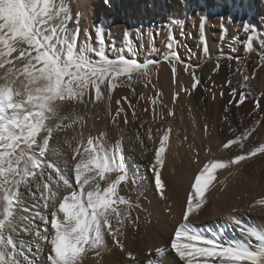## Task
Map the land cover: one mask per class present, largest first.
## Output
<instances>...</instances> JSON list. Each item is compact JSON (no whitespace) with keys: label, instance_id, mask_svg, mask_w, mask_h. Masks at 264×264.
<instances>
[{"label":"snow or ice","instance_id":"snow-or-ice-1","mask_svg":"<svg viewBox=\"0 0 264 264\" xmlns=\"http://www.w3.org/2000/svg\"><path fill=\"white\" fill-rule=\"evenodd\" d=\"M227 19L234 23L231 16ZM220 20L223 38L227 26L223 16ZM73 22L74 27L70 26ZM206 22L207 16H202L199 32L201 42L205 43L204 54L208 56ZM182 23L173 18L168 24L150 26L148 35L153 36V27L171 30ZM94 27L96 45L92 46L86 40L80 47L79 15L74 21L69 0H0V264H83L88 251L107 248L109 236L123 250L118 236L123 235L131 204L119 194L120 186L132 183L142 188V178L129 170L121 141L109 144L105 132L98 137L88 135L85 140L84 116L77 114L75 108L106 101L111 114L112 92L124 86L121 78L131 82L133 74L148 76L150 66L159 61L140 62L136 58L137 50L128 37L133 30L138 38L141 37L143 25L125 28L123 47L116 50L112 46L117 51L114 58L108 55L105 22H98ZM243 30L250 33L246 37V51L251 53L255 28L249 22H243ZM261 39V45L255 50L259 53L260 63L264 64V37ZM168 47L173 48L171 32ZM125 48L128 56L124 54ZM164 59L175 62L179 56L172 51L166 53ZM232 59L239 61L241 57H229ZM216 67L219 69V63ZM185 71H188L187 64ZM172 72L175 80V67ZM192 78V89L195 90L200 81L194 73ZM247 79L248 76H244V80ZM232 95H236L235 89ZM173 99L175 101V96ZM244 101L245 95L240 93L236 107ZM115 103L120 105L121 101ZM152 103L155 105L157 101L152 99ZM122 113L125 109L118 108L113 121ZM172 114L168 112V115ZM132 116L136 119L135 111ZM124 123H128L126 113ZM76 124L81 125L79 139L73 136L66 141L70 155L61 164L53 157L62 153L50 142L54 134L72 129ZM254 131L255 126L236 134L223 144V148L231 149L235 145L236 149H244L243 141ZM169 132L170 127L163 132L151 165L158 191L164 187L160 168L164 164ZM151 133L149 128V140ZM233 152V157L226 161L203 164L195 175L182 220L174 228L170 243V249L184 264H264V229L246 224L232 214L216 226L190 220L191 215L208 203L205 194L217 179V170L264 153V143L247 152H236L235 149ZM219 183L222 185L224 181ZM28 197L34 201L33 208L43 207L48 211L37 210L34 214L24 215L29 211L25 207ZM256 205L264 206V198L257 200ZM232 211L236 212V209ZM36 219L43 222V232L35 225ZM229 229L239 232L242 238L229 236ZM21 233L33 236V239H17ZM40 241L46 242L48 247ZM33 245L35 251H32ZM165 251L164 248L157 249V255L162 256ZM96 254L99 255V251ZM42 255L46 258L42 259Z\"/></svg>","mask_w":264,"mask_h":264},{"label":"bare ground","instance_id":"bare-ground-1","mask_svg":"<svg viewBox=\"0 0 264 264\" xmlns=\"http://www.w3.org/2000/svg\"><path fill=\"white\" fill-rule=\"evenodd\" d=\"M100 1L101 0H94V1L93 0H79V1L78 0H69V6L71 9V12L73 10L74 11L76 10L78 13V10L83 9V11L85 13L86 12L88 13V12H91V10H93V8H94L93 6H98V3ZM113 1H117V4H118V10H117L116 17H115V23H116V26L118 29H122V28H124V29L125 28L135 29L136 27H139L141 25L144 26L143 28H141V32L143 33V35H142V37H139V39H138L139 41L136 40V37L138 38L136 31L131 32V33L135 32V34H136V36L133 39V45L135 46V49L137 50V53H138L136 58L139 57L138 58L139 60L141 58V59H144V61L149 60V59H156L159 62L150 66L148 76H144L142 73H137L136 75H133V79L131 82H128L126 78H121L124 86L118 87L117 89L113 90V92H112L111 114H109V106H108V103L106 101L103 103L95 104V105H93L91 103H89L87 106L78 105L75 108V112L77 114L84 116V121L82 122L84 126H83L82 130L84 133L85 140H86L87 136L91 135L92 133H96L94 137H98L101 132H105L107 134L106 140L109 144L114 145L118 140L121 141V144L124 143L122 145V150L128 154V157L132 160L133 167H135L134 170H131V168L129 167V170L133 173L134 176H135V174H137L136 177L142 178L141 183L143 185L142 188L139 185H134L132 183H122L120 186L119 194L122 197H124L127 201H129L131 204V208L129 210V217L127 220H125L124 227L122 229L123 235L118 236L120 243L123 244V250H121V248L119 247L118 244H115L112 242V240H111L112 238L110 239V237H107L106 238L107 245H108L107 248L104 250L88 251L85 258H84L83 264H120L121 263L120 260H122V259L126 260V255L128 254L127 256H129V253L132 254L131 257L129 256L130 260H132V261H130L129 259H127L128 261L124 260L125 264H156V261H159V264H183L182 263L183 261H181L178 257H176V255L172 254V252L170 251V243H171L170 238H174V234H173L174 228L176 226H178V223L182 220V213L184 210L183 209L184 206L179 205L180 203H178V202L181 201V198L184 200V198L182 197L181 194H183V196L186 195L188 188L183 187L184 189H181V188L177 189L179 191H177L178 193L175 191L176 192V194H175V192L172 191L175 188H173V189L169 188L170 186L168 187L169 184L166 182L167 178H169L166 174V171H164V173H162L163 176L161 177V181L164 184V187L161 191L157 190V192H156L152 186H148L150 184V182H148L149 183L148 185L146 184L147 183L146 179L143 178L144 177V176H142L143 172L141 171L142 166H143L142 161H144V160L141 156H139L140 153L138 154V152L143 151V153H144V151H147V147L149 146V144L153 145V143H152V141L146 140L145 143L142 144L141 141L138 142L137 140H134L136 137L134 135H133L134 136L133 138L129 137L130 139H128V138L126 139L124 137L125 135H122V133H123L122 127H124L122 124H123V120H124V115L126 113L127 119H128V125L131 128H134V124L136 122L135 121L136 119H133V116H132L133 111H135L136 114L140 115L139 121L144 126H146V125L149 126L150 121L147 119H152L153 117H155L156 123L158 120H160V122H161L162 119L164 120L165 116H167L168 113H165L163 110H161V108H156L155 109L156 115L154 116V107H153V105L150 104V103H152L153 97H156V95L158 93H162L164 95V97H166L168 99V103L170 102L169 105H171L173 103V101H171L172 96L174 97L177 93H179V95H177V96H179L180 98L179 99L177 98V103H178L177 105L180 106V103H181L182 99L184 98V95H182L181 92L187 86V85L184 86V84L189 83L192 85L193 81L186 79L187 76L185 77L184 73L187 71H185L184 66L180 67V64L176 63V61L172 62L169 60H167V61L162 60L163 56H165V54L167 53L168 48H169L168 47V42H169L168 39L170 36V31H171L169 28H167V27L160 28L161 30L163 29L162 30L163 33L161 32L160 36H159L161 41L160 42L158 41L160 43L159 49L161 52L156 53V51L154 52L153 50L150 52V51H148L150 48L146 49V44H147L145 42L146 30L150 26H153V25H165V24L170 23V22H168L169 18H168L167 12L162 11L160 13L158 11L157 6H156V4H161V3L163 4L164 0H147V3H148V10L147 11H145L143 9L142 5L144 2H142L141 0H127V4L125 6L126 8L125 7L123 8L124 0H109V3L112 4ZM185 1L186 0H179L178 4H174V2H172V0H171V5L173 6L171 13L175 16V19H179L182 21L184 20L183 19L184 18L183 12H184V10H187V7H188V3H186ZM207 1H208V4L212 5V9L214 10L215 13L212 15L211 26H209V24H207V23L205 24V41L208 42L210 47L212 46L213 49H214V47H215V49L221 48V46L223 45L222 47L227 50V52H225V53L229 54L230 57H235V56L242 57L243 56V58H244V60L243 59L239 60V61H241L240 63L238 61H236L235 59L229 60V64H231L233 69L227 70V69L223 68L219 72H216V73L214 72L216 74V78L218 79V81L225 83V85L227 83L232 82V85H233V86L231 85L229 89H225L226 87L224 88L223 86H217V87L215 86V89H214L215 93L217 92V93L221 94L223 91L226 92V90H227L229 92V94L232 95V90L235 89L236 95L235 96L232 95L235 99L239 97L240 93H243L245 96H248L249 97L248 99H251V97L253 98L254 96H256V99L258 100L257 104L260 105V107L256 106V110L258 111L257 114H259V113L264 114V64L260 63L259 53L255 50L256 48H258L261 45V43H262L261 38L264 37V0H225L224 4H222V0H207ZM181 4H183V6ZM189 4L191 7V10L189 12H191V11L194 12L193 17L191 16L193 20L194 19H195V21L198 19L200 20V18L202 16L207 15L208 12L206 11V0H189ZM128 5H129V7H128ZM159 7L162 8V5ZM132 8H135V13L132 12ZM161 8H160V10H161ZM90 15H92V14L90 13ZM86 16H87V14H86ZM221 16H223L225 18L224 24L227 26V31H226V33H224L223 38H222V28H221V20H220ZM229 16L232 17V21L234 23L228 22L227 18ZM210 17H211V14H210ZM243 22H249L255 28L254 50L253 51H256V52H254L252 54L246 51V47H247L246 37L248 35H250V33L244 32ZM183 23L177 24V26H182L181 28H183V25H184ZM72 24L70 26L74 27V24L73 25ZM93 32L95 33V35L93 37V42H96L97 33H96L95 28H93ZM162 37H164L165 39L163 40ZM196 37H198L199 40H197ZM196 37L193 38L194 39L193 41L190 40L191 42L189 43V46L194 47V48H198L199 45L197 42L200 41V33L199 32H198V36H196ZM222 41H224V44L222 43ZM136 42H138V43L136 44ZM110 43H112V42H110ZM163 43H165V46H162ZM92 45L94 46V44H92ZM200 47H201V45H200ZM194 48H193V50H194ZM126 50L127 49L125 48L124 52H126L128 54V52ZM147 52H149L150 54H147ZM158 54H160V56H157ZM158 57H159V59H158ZM250 57H251V59H250ZM253 58L256 60H254ZM14 63H19V62L14 61ZM178 64H179V66H178ZM225 64H226V61H225ZM173 67L176 68L175 80H174L173 72H172ZM236 69H238V70H236ZM214 73H213V75H215ZM248 73L250 74L251 78L244 80V76H247ZM206 75H207V73L205 71L203 73V77H205ZM222 84H220V85H222ZM142 85H143V87H142ZM191 85H189V86H191ZM242 85L244 88L242 87ZM134 89H136V92L139 91L138 95H140V93H141L140 91L144 90L142 92H144V95L146 97H148L150 100V103L147 106L148 109L136 107L137 105L135 102H137V100H135L134 98H136L137 95H134L135 94ZM199 91L202 92L201 89ZM130 92L132 94H130V96L127 95V98H128V101H130L129 103L132 106L129 107L127 100H126V102L124 101L123 103H125V104L122 107L125 109V113H122L120 117H117L115 122H114L112 117L115 115V112H116L117 107H118L117 104L115 103V101L116 100H120V101L125 100L124 98L123 99L120 98L122 96V93L123 94L125 93L124 95H126V93H130ZM219 94H217V96ZM227 97H229V96H227ZM129 98H130V100H129ZM172 106H173V104H172ZM149 107H153V108H149ZM169 110L172 111L171 109H169ZM256 110H254V111H256ZM193 111L194 110H192L191 112H193ZM187 112H189V111H187ZM191 112H189V113H191ZM183 113L181 115L179 114L180 124H181L182 128L189 130V129H187V121L189 123V121H190L189 119H191V124H192V127L194 128V132L195 133L198 132L200 134V125H202V124H199L201 122H200V120H197V118H196L197 116H195V114H194L195 112L191 113L192 115L190 118H187L186 114H183ZM211 114H212V111H211ZM257 114L256 115L254 114V116L252 115L253 118H251V121H252L253 125L254 124L260 125V122H259V124H256V121L258 120ZM139 115H138V117H139ZM188 116H190V115H188ZM208 117H210V112H209ZM169 118H172V122H171L172 125H170L171 129L174 127L173 128L174 130L172 129L173 130L172 134L169 135V137H171L170 142H171V144H173V146H176V144L174 142L176 139L180 138V136L178 134L180 131V126L178 127V124H175L173 122L174 121L173 114H172V117H169ZM206 119H207V117H206ZM201 121H202V119H201ZM203 122H204V120H203ZM205 122L207 123V121H205ZM206 126L204 125V127H206ZM188 128H189V126H188ZM207 128H209V127H207ZM207 128H206V130H207ZM206 130H204V133ZM70 131L72 132L71 135H70V133L67 134V130L54 134V139H53V141L50 142V144L53 148H58L59 151L62 153L59 156L53 157L54 159H58L61 164H64L68 160V155H70V153H69V150L67 148V145L58 143V141L63 140L62 139L63 137L66 140H70L73 136H77V140H78L79 139L78 133L81 131V125L80 124L74 125L73 128L70 129ZM201 131L203 132V130H201ZM233 133L234 132H232V134ZM223 135H224V137L226 136V137L230 138L229 131H226ZM259 138L257 135H254L253 141L255 143L259 144V142L261 141ZM59 142H61V141H59ZM72 142L75 144L77 141H72ZM146 142L148 145L147 147H145ZM148 142H150V143L148 144ZM232 147H234V146H232ZM150 148H151V146H150ZM231 149H233V148H231ZM235 149H236V147H235ZM180 157H181V155H180ZM174 166H175V164H174ZM227 172H225V173H227ZM248 172L252 176L256 175L255 171L252 172L251 169H249ZM250 175L246 174L245 176H243L242 179H244V181L243 180L242 181L243 182L250 181L252 179L250 177ZM172 179H174V178H172ZM149 181H151V180H149ZM170 183H172V181ZM174 186L177 187L178 185H174ZM171 187H172V185H171ZM130 188L133 189V193L129 192ZM138 193H140L143 196L141 197V195ZM33 203H34V201L32 200V198L28 197L26 204H25V207L28 208L29 211L33 210V207L31 205ZM135 204L139 205V209L135 208V206H136ZM138 205L136 207H138ZM37 210H39L42 213H46L48 211L47 209H44L43 207H41L39 209L34 208L35 212ZM202 210L200 209V211L198 213H194L193 215H191L190 220H195V222L197 224L213 225L212 223H213L214 219L212 218V216L208 213H205V215L203 216ZM29 211H28V213H23V214L29 215ZM31 214H34V213H31ZM34 223L37 226V228L41 232H43V227H44L43 222L40 221L39 219H36L34 221ZM131 223H134V226H131ZM166 226H168L167 231H165ZM48 227L50 228V225ZM136 227H138L137 228L138 233L137 232L135 233V231H134V230H136L135 229ZM259 228L264 229V225L259 227ZM13 235L15 236V234H13ZM16 238L17 239L22 238L24 240L30 241L33 239V236H29V235H25L24 233H21L20 236H18ZM40 242L44 243L45 246L48 247L46 242H44V241H40ZM161 248H164L166 251H168V253L165 257H163V256L158 257V255H157V249H161ZM32 251H35L34 245L32 246ZM97 251H99V253H100L99 255L96 254ZM129 257H127V258H129ZM41 258L42 259L46 258V255H42ZM129 262H133V263H129Z\"/></svg>","mask_w":264,"mask_h":264},{"label":"rangeland","instance_id":"rangeland-1","mask_svg":"<svg viewBox=\"0 0 264 264\" xmlns=\"http://www.w3.org/2000/svg\"><path fill=\"white\" fill-rule=\"evenodd\" d=\"M141 1L144 2L142 5L143 9L145 11H147L148 10L147 0H141ZM178 1L179 0H172V2H174V4H178L179 3ZM185 2L188 3V7H187V10H184V12H183V14H184L183 15V17H184L183 18L184 19L183 20V22H184L183 28H181L182 26H177V24H176L171 29L170 32L172 33L171 35L173 37V48L172 49L168 48L167 53H170L172 51L178 52L179 53L178 54L179 60L176 61V63H179L180 67H183V66L185 67V64L188 65V71L184 73L185 77L187 76L186 79L193 81L192 76L194 73L196 75V77L199 79L200 83L197 85L195 90L192 89L191 84H189V83L184 84V86L187 85L184 88L187 91H185L183 89V91L181 92L182 95H184V98L182 99L180 106L177 105L178 104L177 98L178 99L180 98L179 96H177V95H179V93H177L175 95V101L173 99V96L171 98V101H173V103L171 102L173 104V106H172V104L169 105L170 102L168 103V99L166 97H164V95L162 93H158L156 95V97H153V99H155L157 101V103L154 105V104L150 103L149 98L144 95V92H142L144 90L140 91L141 93H140V95H138L139 91L137 90L138 92H136V89H134L135 90L134 95H137L136 98H134L135 100H137V102H135L137 105L136 107L148 109L147 106L150 103L154 107V116L156 115V112H155L156 108H161V110H163L165 113H168L170 111L169 109H171L172 110L171 112L173 113V116H174L173 122L175 124H178V127L180 126V131L178 133L180 138L176 139L174 142L176 144V146H173V144H171V142H170L171 137H169L166 150L163 154L164 164L160 168V173H161V177H162L163 176L162 173H164V171H166V174L169 177V178H167V180L169 182L167 180H166V182L169 184L168 185V187L170 186L169 188H172V189L175 188L172 190L173 192L179 191L177 189H180V188L181 189H184L185 187L188 188L186 195L183 196V194H181L182 197L184 198V200L181 198V201H179V200H178L179 202L177 201L178 203H180L179 205L184 206L183 209L186 208V199H187L188 194L191 193V191H192L191 185L194 183L195 175L198 174L199 169L203 166V164L208 163L210 161H216V160L226 161V160L233 157V155H234L233 149H235L236 146L233 145L234 146V147H232L233 149H224L223 148L224 143H226L231 138H235L236 134L243 133L245 130L251 129L253 126H255V131L252 133L251 136H249L248 140L243 141L245 148L244 149H235L236 152H247V151H250L251 149L257 147L260 143H264V119H261V117H263L264 114H262V113L257 114L258 111L256 110V106H257L258 100L256 99V96H254L253 98L251 97V99H248L249 97L245 96V101L242 104H240L239 107H236V101L238 100V98L235 99L232 95L229 94V92L227 90H226V92L225 91L222 92V93H224L223 95L216 92L217 94H219L217 96V94L215 93V90H214L215 86L216 87L217 86H223L224 88L226 87L225 89H229L230 86L232 85V82L227 83L225 85V83L218 81V79L216 78V74H215L216 72L221 71L223 68H225L227 70L233 69L231 64H229L230 55L225 53V52H227V50L222 47L223 45L221 46V48L215 49V47H214V49H213V47L212 46L210 47L209 43L206 41L205 42H206L207 46H209L208 47L209 48L208 56H205V54H204L203 49L205 47V43L202 44L201 40L197 42L199 45L198 48H194V47L189 46V43L194 40L193 38L198 36L199 24H200L201 18H200V20L198 19L199 21L198 20L195 21V19L193 20L192 17H193L194 12L193 11L189 12L191 10L189 0L188 1L186 0ZM224 3H225V0H222V4H224ZM126 4H127V0H124L123 8L126 6ZM161 5H162V8L159 7ZM181 5L183 6V4H181ZM156 6H157L158 11L160 13L162 11L167 12L168 18H169L168 22H171V20L173 18H175V16L171 13L172 8H173V6L171 5V0H164L163 4L162 3L156 4ZM93 7L95 9L93 8V10H91V12H88V13L87 12L85 13L83 11V9L78 10V13L76 10L72 11L74 21H75V18L77 17V15H79L80 32H79V38H78V46L82 47L83 43L86 40L90 41V45H92V44L96 45V42H93V37L95 35V33L93 32V28H95L94 25H96L98 22H105L104 36L106 38L107 45H109L107 51H108V55L110 57L113 56L112 58H114L117 55V51L113 50L112 46H114V48L116 50H118L120 47H123V45L125 43V29L124 28L118 29L116 26V23H115V17H116V13L118 10L117 1H113L112 4H110V3L106 4L105 0H101L98 3V6H93ZM128 7H129V5H128ZM160 8H161V10H160ZM206 11L208 12L207 15H205V16H207V22L206 23L209 24V26H211L212 15L215 12L212 9V5L208 4L207 0H206ZM132 12L135 13V8H132ZM90 13L92 15H90ZM86 14H87V16H86ZM210 14H211V17H210ZM73 24L75 26L74 22H73ZM162 30L161 29L157 30V29H155V27H153V36H149L148 35V29L146 30L145 42L147 44L146 43L145 44H146V49L150 48L148 51L151 52L152 49H156V53L161 52L159 49L160 48L159 42L161 41L159 36H160L161 32L163 33ZM89 33H91V36H89ZM135 36H136V34L134 32V33H130V35L128 37V40L132 43V45H133V39ZM162 38H163V40L165 39L164 37H162ZM196 38H197V40H199L198 37H196ZM138 39L139 38L136 37V40H138ZM110 42H112V43H110ZM137 43L138 42H136V44ZM222 43L224 44V41H222ZM200 45L202 48L200 47ZM162 46H165V43H163ZM133 47L135 48L134 45H133ZM193 48H194V50H193ZM254 52H256V51L251 52V54ZM124 54L126 56L129 55L126 52H124ZM147 54H150V53L147 52ZM157 56H160V54H158ZM158 59H159V57H158ZM241 59L244 60L243 56L241 57ZM250 59H251V57H250ZM162 60L163 61L165 60L164 56H163ZM254 60H256V59H254ZM138 61L143 62L144 59L140 58V60L138 59ZM165 61H167V60H165ZM180 61H183V62H180ZM225 61H226V64H225ZM238 62L240 63L241 61H238ZM217 63H219V65H220L219 69H217V67H216ZM179 64H178V66H179ZM236 70H238V69H236ZM205 71H206L207 75L205 77H203V73ZM213 73L215 75H213ZM136 74H133V75H136ZM247 76H248V79L251 78L249 73L247 74ZM192 83H194V81ZM220 84H222V85H220ZM189 85H191V86H189ZM142 87H143V85H142ZM200 89L202 92L199 91ZM124 94L122 93V96L121 97L119 96V97L122 99L123 98L124 99L126 98V99L123 101L121 100L122 102L120 105H117L118 106L117 109L124 106V104H125V103H123L124 101L126 102V100H127L128 104L130 102V101H128L127 95L130 96V94H132V93L130 92V93H126V95H124ZM227 96H229V97H227ZM141 97H143V99H141ZM129 100H130V98H129ZM230 101H231V103H230ZM153 107H149V108H153ZM226 108H227V111H225ZM192 110H194L193 112H195L194 114H195V116H197L196 117L197 120H200L201 123H199V124H202V125H200V134L198 132H196V133L194 132V128L192 127V124H191V119H189L190 120L189 123L187 121V129H189V130L183 129L181 124H180L179 114L181 115L184 112L183 114H186L187 118H190L192 115L191 113H193V112H191ZM254 110H256V111H254ZM187 111H189L191 113H189ZM211 111H212V114H211ZM209 112H210V117H208ZM187 114L190 116H188ZM254 114L255 115L257 114V116H258L257 119L259 120L261 126L255 125V124L253 125L251 118H253ZM138 115L139 114H136L137 118L135 120L136 122L134 124V128H131L128 125V123L125 124L124 120H123L122 125L124 127H122L123 133L122 132L121 133H122V135H125L124 137L126 139L127 138L130 139L129 137L133 138L134 136H136L137 138L135 137L134 140H137L138 142L141 141L142 144L145 143L146 140L152 141L153 145L152 144L150 145L149 144L150 142H148L149 146L147 145V142H146L145 147L148 146L147 151H144V153H143V151H140V152H138V154L140 153L139 156H141L144 160V161H142V165H143L142 169H141V171L143 172L142 176H144L143 178L146 179V182H147L146 184L148 185L149 184L148 182H150V184L148 186H152L154 188V190L157 192V189L155 187V179L153 176V170L151 168V165L154 163L155 151L159 148V141H160L161 136L163 135V132L168 130L169 127L171 128L170 125H172V123H171L172 118H169V117H172V115L167 114V116H165L164 120L162 119L161 122H160V120H158L157 123L155 122V117H153L152 119H147L150 121L149 126H147V125L144 126L139 121L140 115H139V117H138ZM206 117L208 120L206 119ZM201 119H202V121H201ZM203 120H204V122H203ZM205 121H207V123ZM204 125L205 126L207 125V126L204 127ZM188 126H189V128H188ZM207 127H209L210 129ZM149 128H151V130H152V133H151L152 139L151 140L148 139V129ZM206 128H207V130H206ZM172 129H171V132H169L170 133L169 135L172 134V131L174 130V129L173 130ZM233 129H235V132L232 134ZM201 130H203V132ZM204 130H206L205 133H204ZM226 131H229L230 138H228L226 136L224 137L223 134ZM68 133H70V135H71L72 132L70 131V129H67V134ZM95 134L96 133H92L91 135L95 136ZM254 135H257L258 138L261 136L259 138L261 140L259 142V144L255 143L253 141ZM62 139L63 140H59L61 142L58 141V143L66 145L67 140L64 137ZM123 144L124 143H122L121 145H123ZM150 146H151V148H150ZM142 154L143 155L145 154V155L143 156ZM123 155H124L125 160L127 162L128 168L130 167L131 170H134L135 167H133L132 160L128 157V154L125 153V151H123ZM180 155H181V157H180ZM174 164H175V166H174ZM249 169H251L252 172L255 171L256 175H253V176L250 175V173L248 172ZM225 172H227V173H225ZM246 174L250 175V177L252 179L250 181L243 182L244 179H242V177L245 176ZM135 176H137V174H135ZM216 177H217V179L213 181L212 185L209 186V190L205 194L206 198L208 200V203H206L204 205V207L202 208L203 210L201 209L203 211L202 212L203 216L205 215V213H208L214 219L212 226H216L217 224H223L225 222V218L227 217L228 214L239 216L241 218V220L244 221L246 224H250V225L255 226L257 228L263 226L264 225V206L256 205V201L264 198V153H258L256 156L251 157L250 159H248L246 161H242L238 165H232L230 168L218 169L216 172ZM172 178H174V179H172ZM149 180H151V181H149ZM221 180L224 181V183L222 185L219 183V181H221ZM171 181H172V183H170ZM171 185H172V187H171ZM174 185H178L177 186L178 188ZM129 192L133 193V189L130 188ZM176 192H175V194H176ZM138 194H140V193H138ZM142 196L143 195H141V197ZM40 203L42 204L43 202H40ZM135 205L137 206L138 204H135ZM253 205H256V206L253 207ZM136 206H135V208L139 209V205H138V207H136ZM233 209H236V212H233L232 211ZM31 213H35L34 208H33V210L29 211V214H31ZM131 226H134V223H131ZM137 228L138 227H136L135 228L136 230H134L135 233L136 232L138 233ZM167 228H168V226H166L165 231L168 230ZM228 234H229V236H234L235 238H238V239L242 238L240 236L239 232L234 233L231 231V229H229ZM110 239H111V237H110ZM172 239L173 238H170V241ZM111 240L113 243L117 244L115 241H113V239H111ZM170 251L172 252V254L176 255L174 253V250L170 249ZM167 253H168V251H165V254L162 256L165 257L167 255ZM127 255H126V260L125 259L120 260V262H121L120 264H125V261H128L127 259L130 260V257ZM127 257H129V258H127ZM158 257H161V256L158 255ZM176 257H178V256L176 255ZM130 261H132V260H130ZM129 263H133V262H129ZM182 263L184 264V261Z\"/></svg>","mask_w":264,"mask_h":264}]
</instances>
